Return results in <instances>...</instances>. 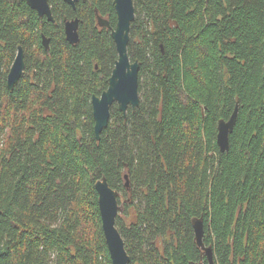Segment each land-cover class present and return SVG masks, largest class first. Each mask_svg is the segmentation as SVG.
I'll return each instance as SVG.
<instances>
[{
    "label": "trees",
    "instance_id": "trees-1",
    "mask_svg": "<svg viewBox=\"0 0 264 264\" xmlns=\"http://www.w3.org/2000/svg\"><path fill=\"white\" fill-rule=\"evenodd\" d=\"M49 4L54 23L0 0V264H111L103 178L128 264H207L200 217L214 264H264V0H133L139 107L123 116L114 104L99 140L91 98L117 53L96 12L115 28L113 0ZM76 18L71 45L64 20ZM18 47L24 73L9 91ZM236 104L221 153L217 124Z\"/></svg>",
    "mask_w": 264,
    "mask_h": 264
},
{
    "label": "water",
    "instance_id": "water-1",
    "mask_svg": "<svg viewBox=\"0 0 264 264\" xmlns=\"http://www.w3.org/2000/svg\"><path fill=\"white\" fill-rule=\"evenodd\" d=\"M72 8L79 0H62ZM29 8L35 11L39 18L45 17L47 21L54 23L49 0H25ZM116 13V25L112 28L109 22L101 18L96 12V20L99 28L110 31L114 42L117 60L108 80L107 90L100 96H92L91 109L94 121V135L99 140L101 132L107 127L110 118V108L116 104L119 112L126 116L128 109L135 111L139 107L138 94V69L137 62H131L127 52L131 24L134 21L133 0H113ZM79 20H64L65 39L71 45L78 42ZM42 46L48 49V39L41 35ZM23 50L17 48L14 61L6 77V86L9 91L17 84L24 73ZM238 104L227 121L220 120L217 124L216 144L221 153L229 148V135L236 123ZM125 188H129L128 175L124 176ZM94 188L98 194V209L101 218V228L110 257L111 264H128L130 259L126 253L124 241L121 238L115 221L119 212L118 193L112 190L106 179L98 180ZM196 245L202 250L207 264H214L211 247H205L203 243L204 225L203 218H193L191 221ZM203 264V263H192Z\"/></svg>",
    "mask_w": 264,
    "mask_h": 264
},
{
    "label": "bare ground",
    "instance_id": "bare-ground-1",
    "mask_svg": "<svg viewBox=\"0 0 264 264\" xmlns=\"http://www.w3.org/2000/svg\"><path fill=\"white\" fill-rule=\"evenodd\" d=\"M44 36V35H43Z\"/></svg>",
    "mask_w": 264,
    "mask_h": 264
},
{
    "label": "flooded vegetation",
    "instance_id": "flooded-vegetation-1",
    "mask_svg": "<svg viewBox=\"0 0 264 264\" xmlns=\"http://www.w3.org/2000/svg\"><path fill=\"white\" fill-rule=\"evenodd\" d=\"M98 26V25H97Z\"/></svg>",
    "mask_w": 264,
    "mask_h": 264
}]
</instances>
